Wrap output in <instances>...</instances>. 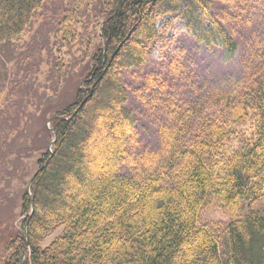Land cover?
I'll list each match as a JSON object with an SVG mask.
<instances>
[{"label":"trees","instance_id":"trees-1","mask_svg":"<svg viewBox=\"0 0 264 264\" xmlns=\"http://www.w3.org/2000/svg\"><path fill=\"white\" fill-rule=\"evenodd\" d=\"M45 1L0 0V43L24 32ZM213 1L74 0L65 11L63 42L77 41L82 7H92L94 32L83 40L75 100L50 116L54 132L49 118L41 124L46 151L4 264H264V46L242 77L197 86L189 103H167L158 147L134 146L138 120L123 75L144 68L157 39L183 29L224 62L235 60L240 43ZM56 62L52 74L65 76L71 65ZM145 79L141 97L165 85L155 74ZM34 105L42 116L51 109ZM123 162L132 172L119 171ZM209 199L229 217L220 231L201 221Z\"/></svg>","mask_w":264,"mask_h":264},{"label":"rangeland","instance_id":"rangeland-1","mask_svg":"<svg viewBox=\"0 0 264 264\" xmlns=\"http://www.w3.org/2000/svg\"><path fill=\"white\" fill-rule=\"evenodd\" d=\"M90 1L96 3V0ZM72 3L74 0H46L24 32L0 43V264L8 258L10 245L21 230L25 218L23 199L29 192L30 178L46 151L48 134L42 125L56 110L75 100L85 49L83 40L94 32L93 22H90L94 19L92 7L84 14L82 7L77 18L83 20L84 27L77 23V41L69 45L57 35L58 24ZM213 11L240 43L234 61L224 62L219 50L198 45L189 33L177 29L157 39L142 70L124 73L123 81L130 89L127 106L138 120L134 145L137 153L160 145V122L167 116L164 114L167 103H189L199 92L195 89L197 86L204 90L222 77H242L251 53H263L259 46H264V0H214ZM58 58L66 66L71 65L65 76L60 71L52 74L51 66ZM171 60L178 62L180 70L173 72L170 69L168 63ZM146 74L157 75L160 84L165 85L161 90L148 88L150 91L141 97L136 89L147 82ZM37 93L43 96L38 97ZM147 98L149 101H144ZM40 100L51 106L45 116L34 105ZM132 170L128 162H123L119 169L121 173ZM228 218L214 200H207L201 212L203 223L220 231ZM59 231L61 228L48 236L43 244L49 243Z\"/></svg>","mask_w":264,"mask_h":264},{"label":"water","instance_id":"water-1","mask_svg":"<svg viewBox=\"0 0 264 264\" xmlns=\"http://www.w3.org/2000/svg\"><path fill=\"white\" fill-rule=\"evenodd\" d=\"M53 118H54V117H51V118H49V119L47 120V127H48V128L50 129V131H52V132H54V129L50 127V124H51V121H52ZM55 139H56V138H54V139L51 141V143H50V145H49V150H51V147H52V145L54 144ZM35 174H36V173H34L32 177H34ZM32 179H33V178L30 179V181H29V186H28V189H29L28 194H29V195H30V193H31V192H30V186H31ZM31 200H32V199H31ZM25 233H26V232H25Z\"/></svg>","mask_w":264,"mask_h":264},{"label":"bare ground","instance_id":"bare-ground-1","mask_svg":"<svg viewBox=\"0 0 264 264\" xmlns=\"http://www.w3.org/2000/svg\"><path fill=\"white\" fill-rule=\"evenodd\" d=\"M51 127V126H50Z\"/></svg>","mask_w":264,"mask_h":264}]
</instances>
